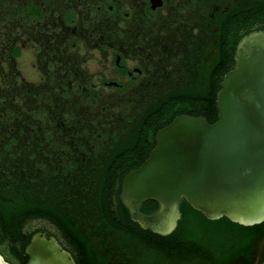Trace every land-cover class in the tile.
Segmentation results:
<instances>
[{"label": "trees", "instance_id": "1", "mask_svg": "<svg viewBox=\"0 0 264 264\" xmlns=\"http://www.w3.org/2000/svg\"><path fill=\"white\" fill-rule=\"evenodd\" d=\"M14 29L0 25L1 243L22 250L40 231L77 264H264V220H208L180 199L175 229L160 236L130 221L118 200L122 176L147 157L159 128L177 114L216 119L215 93L232 61H201L198 78L176 94H103L58 72L23 80L19 49L3 38Z\"/></svg>", "mask_w": 264, "mask_h": 264}, {"label": "flooded vegetation", "instance_id": "2", "mask_svg": "<svg viewBox=\"0 0 264 264\" xmlns=\"http://www.w3.org/2000/svg\"><path fill=\"white\" fill-rule=\"evenodd\" d=\"M0 25L15 28L3 38L14 40L16 58L32 50L38 80L58 72L103 94H176L198 78L201 61L230 63L236 41L264 29V0H0ZM93 50L112 77L85 68ZM0 255L8 264L27 259L6 242Z\"/></svg>", "mask_w": 264, "mask_h": 264}, {"label": "water", "instance_id": "3", "mask_svg": "<svg viewBox=\"0 0 264 264\" xmlns=\"http://www.w3.org/2000/svg\"><path fill=\"white\" fill-rule=\"evenodd\" d=\"M114 85V82H107ZM216 119L177 114L159 128L147 157L121 178L118 200L142 230L166 236L183 199L208 220H264V29L242 35L215 93ZM146 200L151 213L140 211ZM24 264H77L53 235L34 231ZM0 264H8L0 255Z\"/></svg>", "mask_w": 264, "mask_h": 264}, {"label": "rangeland", "instance_id": "4", "mask_svg": "<svg viewBox=\"0 0 264 264\" xmlns=\"http://www.w3.org/2000/svg\"><path fill=\"white\" fill-rule=\"evenodd\" d=\"M26 55L21 57V58H16V67L19 72L22 74L21 76L23 77V80L27 82H37L39 79V73L35 70L34 67H32L33 60H32V50L31 49H26L25 51ZM92 56V59L89 60L84 66L86 69H88L89 72H93L94 78L98 77V72H103V75L107 78L112 77V74L110 73L108 67L106 68L105 62L100 61L99 55L95 50L89 52ZM106 91H108L106 89ZM40 222L38 221H32L27 223V227H32L35 225H38ZM264 239L262 240L261 244L263 243ZM1 244V242H0Z\"/></svg>", "mask_w": 264, "mask_h": 264}]
</instances>
